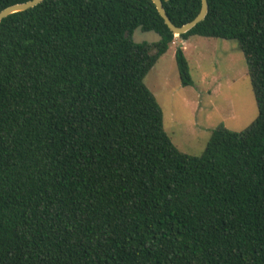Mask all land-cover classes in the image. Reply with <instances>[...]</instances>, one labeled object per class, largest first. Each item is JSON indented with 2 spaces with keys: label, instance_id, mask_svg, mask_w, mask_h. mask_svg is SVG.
<instances>
[{
  "label": "trees",
  "instance_id": "16d2710c",
  "mask_svg": "<svg viewBox=\"0 0 264 264\" xmlns=\"http://www.w3.org/2000/svg\"><path fill=\"white\" fill-rule=\"evenodd\" d=\"M161 2L176 27L201 9ZM207 2L178 38L236 42L258 115L200 156L144 84L174 40L150 0H44L0 22V264H264V0ZM139 26L162 40L134 44Z\"/></svg>",
  "mask_w": 264,
  "mask_h": 264
},
{
  "label": "rangeland",
  "instance_id": "374dc122",
  "mask_svg": "<svg viewBox=\"0 0 264 264\" xmlns=\"http://www.w3.org/2000/svg\"><path fill=\"white\" fill-rule=\"evenodd\" d=\"M178 48L188 62L190 87L179 80L174 59ZM144 84L163 112L165 133L186 155L200 156L214 129L242 133L258 115L247 63L234 41L174 37Z\"/></svg>",
  "mask_w": 264,
  "mask_h": 264
},
{
  "label": "water",
  "instance_id": "95a60500",
  "mask_svg": "<svg viewBox=\"0 0 264 264\" xmlns=\"http://www.w3.org/2000/svg\"><path fill=\"white\" fill-rule=\"evenodd\" d=\"M43 1L44 0H32L26 3L10 6L0 12V22L12 14L28 11L41 4ZM150 1L154 5L155 9L157 10L159 16L162 18L168 30L172 33L174 37H180L181 35L193 29L196 25H198L200 22L204 20L209 10L207 0H201V9L197 17L193 21H191L190 23L184 26L176 27L171 23V21L167 17L161 0H150ZM124 38L125 39L129 38V33L126 32L124 34ZM130 38L131 41L137 45L143 43L152 45V44H157L162 40V37L158 33H156L155 31H143L141 26H139L134 30Z\"/></svg>",
  "mask_w": 264,
  "mask_h": 264
},
{
  "label": "crops",
  "instance_id": "0c3cea01",
  "mask_svg": "<svg viewBox=\"0 0 264 264\" xmlns=\"http://www.w3.org/2000/svg\"><path fill=\"white\" fill-rule=\"evenodd\" d=\"M184 43H182V45H183Z\"/></svg>",
  "mask_w": 264,
  "mask_h": 264
}]
</instances>
